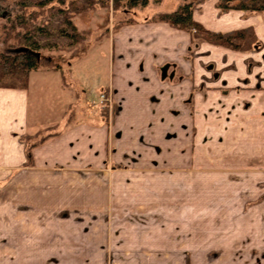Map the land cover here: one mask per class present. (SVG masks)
<instances>
[{
	"label": "rangeland",
	"instance_id": "374dc122",
	"mask_svg": "<svg viewBox=\"0 0 264 264\" xmlns=\"http://www.w3.org/2000/svg\"><path fill=\"white\" fill-rule=\"evenodd\" d=\"M20 1L0 0V50L12 52L19 46L9 19L21 11ZM86 1L79 3L89 8ZM203 1L150 0L146 6L116 13L112 6L90 7L86 13L72 16L84 34L78 45L56 28L64 21L62 12L47 10L42 15L40 19L52 25L37 37L41 51L52 54L60 46L65 60L61 69L42 67L31 73V122H58L37 133L33 129L30 139L22 138V142L28 146L27 139L32 142L45 133L63 134L73 126L91 128L106 123L110 161L103 165L91 160L85 165L72 158L58 159L57 163L50 159L39 168L35 161H27L26 169L16 170L1 153L0 264H185V260L189 264H264V232H249L247 211L255 200H238L233 185L165 184L167 178L163 175L171 169L169 156L163 154L166 160L158 167L143 163L149 157L147 152L138 157L139 153L131 154L126 148H138V141L144 142V137H138L135 130H128L122 137L116 124L121 105L113 85L120 79L119 66L124 62L117 60L112 38L131 25L117 30L116 23L130 17L135 23L153 22L162 12L176 11L189 2L197 6ZM83 46L88 51L67 62L72 51ZM199 47H194L193 55ZM204 60L205 66L215 67L214 59L213 63ZM170 66L177 69L176 77L181 75L177 65L166 62L161 72L164 80ZM103 93L111 102L100 100ZM88 130L82 129V134H88ZM77 135H72V142L82 137ZM81 141L72 147V156L85 159L89 141ZM62 151L67 157L70 154ZM175 157L179 160L180 154ZM119 162L124 167H116ZM140 162V168L136 167ZM204 173L215 178L210 170ZM200 174L189 168L187 178L203 184L208 178ZM242 192L238 194L242 196Z\"/></svg>",
	"mask_w": 264,
	"mask_h": 264
},
{
	"label": "crops",
	"instance_id": "0c3cea01",
	"mask_svg": "<svg viewBox=\"0 0 264 264\" xmlns=\"http://www.w3.org/2000/svg\"><path fill=\"white\" fill-rule=\"evenodd\" d=\"M218 2H200L194 18L206 28L221 32L252 26L259 48L237 51L203 42L195 56L189 54L190 33L166 22H138L123 27L112 38L117 60L124 62L119 66L120 79L113 85L121 105L116 124L122 137L128 130L144 137V142L138 141V148H126L131 154L139 153L138 157L147 152L149 157L143 163L158 167L166 160L162 155L169 156L171 169L163 175L167 178L165 184L233 185L238 200H255L247 211L249 232L260 233L264 232V17L238 9L223 12ZM205 58L210 62L214 59L215 67L205 66ZM166 62L177 65L181 75L176 77L177 69L170 66L164 80L161 72ZM30 88H0V154L16 170L26 169L28 161L22 138L33 133V129L37 133L58 122L32 124ZM179 119L183 122L177 123ZM108 126H73L40 145L33 151L37 168L50 159L55 163L72 158L78 164L88 165L91 160L109 164ZM82 129H89L88 134H82ZM75 133L82 137L72 142ZM82 139L89 141L85 159L72 156V147ZM62 148L70 152L68 157L65 151L60 152ZM178 154L179 160L175 157ZM115 166L124 167L121 162ZM189 168L200 171L208 180L200 184L188 179ZM205 170L215 173L216 179ZM241 189L242 196L238 194Z\"/></svg>",
	"mask_w": 264,
	"mask_h": 264
},
{
	"label": "trees",
	"instance_id": "16d2710c",
	"mask_svg": "<svg viewBox=\"0 0 264 264\" xmlns=\"http://www.w3.org/2000/svg\"><path fill=\"white\" fill-rule=\"evenodd\" d=\"M149 2L150 0H87L84 3L92 9H95L96 6L103 8L112 6L116 13L121 10L128 11L138 6H146ZM19 6L21 11L14 18L9 19L11 31H16L15 37L18 39L19 46L12 52L0 50V88L27 89L33 71H38L42 67L62 68L65 52L60 46L55 47V53L44 55L40 49V44L37 42V37L45 34L52 25V22L40 19L47 10L62 12L64 21L58 24L56 28L61 34L72 38L75 45H78L84 34L78 29L72 16L73 14L86 13L91 9L79 3V0H30V2L21 0ZM217 6L223 12L238 9L248 13H260L264 17V0H219ZM195 7L194 2L185 3L176 11L160 13L153 18V21L166 22L177 29L189 32L192 36L189 50L191 55H193L194 47L202 42L237 51L259 48L260 41L252 26L226 32L208 29L194 18ZM31 8L32 10H30ZM133 19V17L121 18L116 23L115 28L119 30L125 24L135 23ZM69 49H72V46L67 48V50ZM88 49L84 46L83 48H76L72 51L71 58L67 62L71 63L72 59L82 57ZM37 53L40 54L39 57ZM60 135V132L45 133L32 142L28 141L31 135H27L26 155L28 162L30 164L34 162L32 150L35 147Z\"/></svg>",
	"mask_w": 264,
	"mask_h": 264
},
{
	"label": "built area",
	"instance_id": "2783aa9c",
	"mask_svg": "<svg viewBox=\"0 0 264 264\" xmlns=\"http://www.w3.org/2000/svg\"><path fill=\"white\" fill-rule=\"evenodd\" d=\"M100 100L102 102H104V101L111 102V99L108 98V96L105 93L101 94V99Z\"/></svg>",
	"mask_w": 264,
	"mask_h": 264
},
{
	"label": "water",
	"instance_id": "95a60500",
	"mask_svg": "<svg viewBox=\"0 0 264 264\" xmlns=\"http://www.w3.org/2000/svg\"><path fill=\"white\" fill-rule=\"evenodd\" d=\"M37 56L39 57V56H40V54H39V53H37Z\"/></svg>",
	"mask_w": 264,
	"mask_h": 264
}]
</instances>
